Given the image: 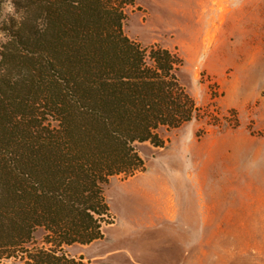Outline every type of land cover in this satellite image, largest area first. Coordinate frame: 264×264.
Wrapping results in <instances>:
<instances>
[{
	"label": "trees",
	"instance_id": "16d2710c",
	"mask_svg": "<svg viewBox=\"0 0 264 264\" xmlns=\"http://www.w3.org/2000/svg\"><path fill=\"white\" fill-rule=\"evenodd\" d=\"M0 264H85L106 188L146 170L139 145L199 115L179 51L125 31L135 0H0ZM1 9V8H0ZM44 229L41 242L36 238Z\"/></svg>",
	"mask_w": 264,
	"mask_h": 264
},
{
	"label": "rangeland",
	"instance_id": "374dc122",
	"mask_svg": "<svg viewBox=\"0 0 264 264\" xmlns=\"http://www.w3.org/2000/svg\"><path fill=\"white\" fill-rule=\"evenodd\" d=\"M135 1L126 33L179 51L181 81L201 110L162 128L163 146L139 145L146 170L106 188L113 222L105 238L68 252L85 264H264V0H210L206 18L219 25V40L193 47L194 21L185 24L178 10L189 18L197 0ZM240 7L239 27L221 22V14L240 17ZM0 8V17L14 12L7 2ZM216 45L225 48L216 53Z\"/></svg>",
	"mask_w": 264,
	"mask_h": 264
},
{
	"label": "bare ground",
	"instance_id": "6f19581e",
	"mask_svg": "<svg viewBox=\"0 0 264 264\" xmlns=\"http://www.w3.org/2000/svg\"><path fill=\"white\" fill-rule=\"evenodd\" d=\"M210 0H197V7L195 8V14H191L189 18L187 17L185 11L178 10L180 17L185 20V24L189 25L188 20L191 19V21H194L193 25H191L190 28V47H193L195 44L200 45L201 44H208L212 45L214 42H217L219 40V37L216 38V32L220 28L219 25L211 19L206 18V5ZM220 5V3H218ZM220 8L222 10L225 9L223 5H220ZM184 10V9H183ZM226 12L229 11V8L225 10ZM240 17H234L231 15L228 19L225 14H221V22L227 23V27L234 29L240 26V22L242 21V14L244 12V9L242 7L237 9ZM191 17V18H190ZM196 17V18H195ZM180 27V24H178ZM185 25H181L180 28L185 29ZM242 28V27H241ZM245 29V27L243 28ZM242 29V31H243ZM234 34V33H233ZM248 34V33H247ZM232 37V36H230ZM214 52L218 53L222 49L225 48L224 45H216Z\"/></svg>",
	"mask_w": 264,
	"mask_h": 264
},
{
	"label": "crops",
	"instance_id": "0c3cea01",
	"mask_svg": "<svg viewBox=\"0 0 264 264\" xmlns=\"http://www.w3.org/2000/svg\"><path fill=\"white\" fill-rule=\"evenodd\" d=\"M155 215L157 216V217H160V218H165L163 215H162V213H161V211H157V213H155ZM156 216H154V217H156ZM161 221V220H160ZM161 226V225H160ZM163 232V229L161 230V232L160 233H162ZM159 239V238H158Z\"/></svg>",
	"mask_w": 264,
	"mask_h": 264
}]
</instances>
